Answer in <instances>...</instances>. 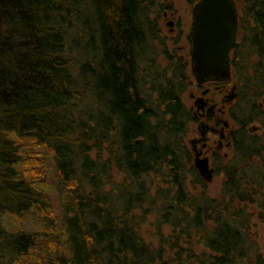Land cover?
<instances>
[{
    "label": "trees",
    "instance_id": "16d2710c",
    "mask_svg": "<svg viewBox=\"0 0 264 264\" xmlns=\"http://www.w3.org/2000/svg\"><path fill=\"white\" fill-rule=\"evenodd\" d=\"M234 2L236 129L211 197L195 82L158 24L171 0H0V264H264V0Z\"/></svg>",
    "mask_w": 264,
    "mask_h": 264
},
{
    "label": "water",
    "instance_id": "95a60500",
    "mask_svg": "<svg viewBox=\"0 0 264 264\" xmlns=\"http://www.w3.org/2000/svg\"><path fill=\"white\" fill-rule=\"evenodd\" d=\"M191 12L190 71L195 83L201 86L209 82H228L231 74L229 53L236 44L238 24L236 3L234 0H198ZM167 26L171 27V22L167 23ZM235 97L236 94L232 91L225 98V103L233 101ZM194 104L197 110L203 109L202 98L196 99ZM213 109L214 106L207 112ZM225 125L227 126L226 121ZM205 129V124L201 123L200 132L204 133ZM197 141L200 142L202 139L189 142L195 154L194 167L199 176L208 181L213 176V169L209 167L207 158H200V154L196 153Z\"/></svg>",
    "mask_w": 264,
    "mask_h": 264
},
{
    "label": "flooded vegetation",
    "instance_id": "af4514ba",
    "mask_svg": "<svg viewBox=\"0 0 264 264\" xmlns=\"http://www.w3.org/2000/svg\"><path fill=\"white\" fill-rule=\"evenodd\" d=\"M163 17H166V13H164ZM237 40L236 37V44ZM233 53L234 49L229 53L230 63L233 60ZM194 89L197 93L190 94L189 99L194 105L192 108L194 109V116L197 122L193 124V126H195L197 133L196 137L192 140L202 139V141H197L195 144L196 153L200 154V158L208 159L209 167L213 169L214 174V158L219 156L221 151L231 148L232 145L231 136L236 126L225 118L226 116L228 118L229 109L227 106L230 103H234V100L228 104L225 103V98L232 91L236 92L237 85L230 79L228 82H209L201 86L195 83ZM198 98H202L203 109L197 110L194 104L195 100ZM212 106H214V109L208 113V109ZM225 121L227 122V126L225 125ZM201 123L205 124V128L207 129V131L205 129L204 133H201L199 130V125ZM223 158H227L226 153H224Z\"/></svg>",
    "mask_w": 264,
    "mask_h": 264
},
{
    "label": "rangeland",
    "instance_id": "374dc122",
    "mask_svg": "<svg viewBox=\"0 0 264 264\" xmlns=\"http://www.w3.org/2000/svg\"><path fill=\"white\" fill-rule=\"evenodd\" d=\"M173 5V12L166 13V17H162L160 21L158 22L159 28L162 31L163 37L166 39V45L170 52L173 54L175 53L176 56L181 57L184 56L186 66L188 70L190 71V56H189V31L191 27L192 22V6H190L185 0H171ZM240 13V12H239ZM240 15L238 14V17ZM239 19V18H238ZM171 22L172 26H167V23ZM157 62L163 66L165 63L162 59L157 58ZM191 73V72H190ZM192 76V75H191ZM194 85H192L188 91L185 93V95L182 98V101L184 105L188 108L194 107L193 102L189 99L190 94H196L197 92L194 89ZM231 94V93H230ZM228 94V95H230ZM220 101V100H219ZM230 103V102H229ZM228 103V104H229ZM232 107V104L230 103L227 108L230 110ZM227 120H229L226 116ZM234 126V125H233ZM196 128L195 126H191L190 128V135L187 140V145L190 150H192L190 145V140L196 137ZM193 153V151H192ZM224 153L227 154V156L231 155V148L225 149L220 152V157H223ZM194 158V153H193ZM50 173V178L48 181H53L54 174H53V168L51 166H48ZM208 182V193L211 197H217L220 193V189L223 182V175L221 173L213 174V176L207 181ZM50 199L52 207L57 208L58 206V199L56 193H50ZM255 224V232L257 234L258 238V245L260 247L261 252L264 254V223H260L257 220H254ZM23 227L25 229L31 228L30 224H23Z\"/></svg>",
    "mask_w": 264,
    "mask_h": 264
}]
</instances>
